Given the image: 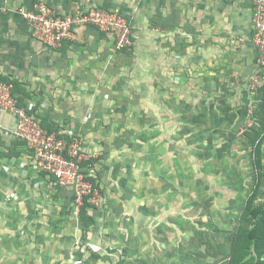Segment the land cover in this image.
<instances>
[{
  "label": "rangeland",
  "instance_id": "1",
  "mask_svg": "<svg viewBox=\"0 0 264 264\" xmlns=\"http://www.w3.org/2000/svg\"><path fill=\"white\" fill-rule=\"evenodd\" d=\"M132 89L127 103L112 104L126 118L52 122L40 116L97 159L91 169L100 184L90 208L95 223L84 226L76 197L63 196L57 184L31 185L40 192L29 196H0V264H64L67 258L82 264H233L238 216L264 198V153L258 159L244 140L252 112L242 98L255 94L249 87H205L193 80L191 96L179 97L174 116L157 120L156 129ZM135 108L143 112L136 118ZM252 263L264 264V256Z\"/></svg>",
  "mask_w": 264,
  "mask_h": 264
},
{
  "label": "crops",
  "instance_id": "2",
  "mask_svg": "<svg viewBox=\"0 0 264 264\" xmlns=\"http://www.w3.org/2000/svg\"><path fill=\"white\" fill-rule=\"evenodd\" d=\"M39 1L61 14L90 7L118 10L131 24L133 45L116 54L113 36L87 25L76 30V41L51 48L33 38L19 11ZM253 33L249 0H0V78L18 81L19 102L52 122L126 118L112 104L126 102L133 87L136 101L151 111V126L160 129L157 120L174 116L177 99L191 96L193 80L205 87H249L258 70ZM243 92H237V100ZM257 97L243 94L252 114L263 102ZM135 110L131 117L143 113ZM16 125L15 115L0 108V196H29L40 192L31 185L57 184L63 196L75 197L71 188L39 173L29 151L8 156ZM59 200L64 203L62 196ZM76 260L83 259L67 258L64 264Z\"/></svg>",
  "mask_w": 264,
  "mask_h": 264
},
{
  "label": "built area",
  "instance_id": "3",
  "mask_svg": "<svg viewBox=\"0 0 264 264\" xmlns=\"http://www.w3.org/2000/svg\"><path fill=\"white\" fill-rule=\"evenodd\" d=\"M249 1L253 10V42L258 51V70L249 83L251 92L255 93L264 86V0ZM19 11L27 21L33 38L51 48L76 41V30L87 25L109 32L117 49L130 48L133 45L131 24L118 10L90 7L85 11L61 14L48 3L39 1ZM12 89V82L0 78V108L15 115V137L26 143L36 168L53 176L61 186L71 188L81 205L86 195H95L93 184L86 179L81 167V162L90 159V156L81 151V141L76 137H60L57 132L45 128L19 102ZM81 263L82 260L75 261V264Z\"/></svg>",
  "mask_w": 264,
  "mask_h": 264
},
{
  "label": "trees",
  "instance_id": "4",
  "mask_svg": "<svg viewBox=\"0 0 264 264\" xmlns=\"http://www.w3.org/2000/svg\"><path fill=\"white\" fill-rule=\"evenodd\" d=\"M129 49L130 48H124L123 50L126 51ZM1 79L3 81L13 83L12 91L17 97L16 91L18 90L20 83L16 80H8L2 77ZM254 94L257 99H259L257 96H261L263 102L260 99L258 101H261V103L255 105L252 114L253 123L244 132V140L250 141L254 147L253 150L255 156L258 159H262V139L264 136V86L257 90ZM255 97L253 96L254 100L256 99ZM41 124L49 131H55L54 124H49L48 122H42ZM55 132H57L58 136L60 137H68V135H64L59 131ZM69 138H71V136ZM9 150L8 156L20 155L23 151L27 152L28 147L24 141L17 139L12 142ZM258 159L257 166L260 169L262 162L258 161ZM96 161L97 159L90 158L81 162L82 172L84 173L86 179L92 182L93 189L100 186V184L96 183L91 173V169L96 165ZM55 181L57 180L55 179ZM92 197L93 193L86 195L83 198V203L79 206V218L84 223L85 227H90L95 223L94 216L90 214V208L94 207L91 201ZM263 236L264 198L261 199L258 204L245 206L238 216L237 233L232 244L233 264H253V258H262L264 256V240H262ZM247 258L252 259L249 261Z\"/></svg>",
  "mask_w": 264,
  "mask_h": 264
}]
</instances>
